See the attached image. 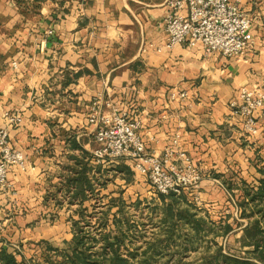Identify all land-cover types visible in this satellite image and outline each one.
<instances>
[{"label":"crops","instance_id":"obj_1","mask_svg":"<svg viewBox=\"0 0 264 264\" xmlns=\"http://www.w3.org/2000/svg\"><path fill=\"white\" fill-rule=\"evenodd\" d=\"M240 5L251 19V41L240 55L226 56L186 41L167 46L168 0H0V126L25 157L24 167L10 165V185L0 188V251L27 264L10 244L37 239L47 252L61 238L69 246L75 233L66 210L79 214L73 206L87 205L97 190L116 196L97 227L131 244L144 263L155 252L192 244L208 222L212 231L233 224L237 201L264 179V109L259 133L250 136L229 106L241 88L264 90V0ZM96 99H112L139 120L147 150L163 155L173 148L177 164L183 152L201 169L197 215L194 192L181 199L160 194L130 161L95 159L96 126L88 115ZM7 113L22 120L10 124ZM149 188L157 198L146 205L158 206L161 219L149 227L156 237L163 231V244L155 239L147 256L137 241H146L150 222L125 205Z\"/></svg>","mask_w":264,"mask_h":264},{"label":"built area","instance_id":"obj_2","mask_svg":"<svg viewBox=\"0 0 264 264\" xmlns=\"http://www.w3.org/2000/svg\"><path fill=\"white\" fill-rule=\"evenodd\" d=\"M168 5L171 10L164 19L167 46L173 47L186 41L190 46L201 45L209 54L220 51L226 56L240 55L249 46L252 24L240 0H168ZM186 94L181 92L183 96ZM229 106L234 114L242 117L245 131L250 136H256L259 133L257 115L264 109V90L241 88L231 98ZM6 117L10 124L22 120L19 114L7 113ZM88 120L96 126L98 145L94 156L98 162L126 159L137 173L149 179L157 193L194 192L192 196L200 202L199 193L195 190L201 184V169L193 165L183 152L179 156L184 163L177 164L173 160V148H167L163 155L147 150L140 132V121L132 119L128 111L114 108L112 99L102 103L99 99L94 100ZM177 142L178 136L174 139V143ZM0 150V188H6L10 185V165L24 167L25 157L10 145L8 130L2 126Z\"/></svg>","mask_w":264,"mask_h":264},{"label":"rangeland","instance_id":"obj_3","mask_svg":"<svg viewBox=\"0 0 264 264\" xmlns=\"http://www.w3.org/2000/svg\"><path fill=\"white\" fill-rule=\"evenodd\" d=\"M132 172L137 175V172L132 168ZM100 189V187L98 188ZM101 191V190H100ZM97 190V196L89 197V201H87V205L84 204H76L73 207L75 209L83 210V212L86 215H82L81 213H76L74 212L73 208H71V211L66 210L65 215L67 218L69 217V222L68 225L73 224V229L74 233L76 232L75 230V225L74 222L75 220L80 219V224H84L83 227L86 228V230H89V233L91 234L92 237H95L97 241L93 243V246L91 248V252L94 255V257L101 256L104 251L108 253V255H113L114 250L109 247L107 250H104V245L107 242V232L105 230H101V227L98 226V222H105L109 211L111 210V206L114 203V197L116 196H101ZM144 196H134L132 200H130L131 205H125V209L127 210L128 213H136L137 218L139 221L143 222H150L147 223V236H146V241L145 238L144 240L142 239L141 241H137V244L143 245L140 249V252L143 251V248H147V256L151 255L153 252L152 248V242L157 240L158 246H162L163 242L161 241L163 237V231H160L157 234V237L152 234V228L149 227L151 226L152 222L155 223L161 222V219L157 217V214H155L157 207H150L147 206L146 204L149 203V200H152V204H155L153 202V199L150 198V196H153L154 200L157 198V194H155L154 190L152 188L146 189L144 192ZM174 194V193H170ZM181 199V197L184 196V193L181 194H175V197ZM193 197V196H192ZM137 200H142V203L139 204L138 206H134V202ZM192 205L195 208V215L198 214L199 206L196 204L197 203V198L193 197L191 199ZM180 202V201H179ZM238 202V201H237ZM133 203V204H132ZM183 201L180 202L182 204ZM239 203V202H238ZM257 201L255 202H249L248 207L252 209H258V208H264V200L260 201V203L257 205ZM159 202L157 203V205ZM114 207H117L115 205ZM91 208V209H90ZM90 209V210H89ZM244 207L238 205L236 206V211L233 213V224L228 225L226 224L225 228L220 229L219 231L217 229L209 230L211 223H207V228L203 229L202 231H197L199 232V235L195 240L193 241L192 244L186 245L183 244L181 246H175L173 249L170 250H162L160 254H157V252L154 253L153 258L149 259L151 261H146L144 263V260L142 256L140 258H136L137 252H134L132 250V245L130 244L129 247L125 244H122V239L118 238L116 233H111L108 234V237L110 238L111 241L120 240L119 244V249H118V254L122 256V258H125L127 260V264H232L227 263L225 260L224 255L226 256H231L232 258H239V259H250L253 262H258L260 264L261 261H259L257 258H255V254L253 252H249L250 250L253 249L254 245H245L242 240V237L245 233V228L247 225L253 224V221L255 218L260 220V225L264 228V215L260 212H255L253 215H246L244 214L243 211ZM86 210V211H85ZM88 210L90 212H88ZM90 215H88V214ZM111 213V212H110ZM57 212H53V217H55ZM78 218V219H76ZM196 218H200V220H205V217L203 215H199ZM55 219V218H53ZM152 222H151V220ZM163 221V220H162ZM70 227L66 228L67 229ZM98 228V229H96ZM195 228V227H194ZM159 230L158 228L155 229ZM205 230V231H204ZM209 233L207 237L206 234ZM156 239V240H155ZM180 237H177V242L180 243ZM40 241V240H39ZM204 241H207L205 243ZM210 241V242H208ZM37 239L34 240H27L24 243V246L20 241H16L13 244H10L11 248H13V251L16 254L21 255H26L27 257L24 258L23 260L27 264H61L63 261V255L62 251H65L69 249V246L63 244V241L61 238H56L51 241V243L54 245L52 248H50L49 251L46 252L44 248L47 247L46 242H38ZM92 242V241H91ZM148 242V243H147ZM151 242V243H150ZM184 242V241H183ZM150 243V244H149ZM160 243V244H159ZM117 245H115L116 247ZM191 246L192 248L189 249ZM50 247V246H49ZM188 247V248H186ZM131 248V249H130ZM163 248V247H162ZM176 248V249H174ZM132 251V254H136L135 256L132 255L130 252ZM143 260V261H141Z\"/></svg>","mask_w":264,"mask_h":264},{"label":"trees","instance_id":"obj_4","mask_svg":"<svg viewBox=\"0 0 264 264\" xmlns=\"http://www.w3.org/2000/svg\"><path fill=\"white\" fill-rule=\"evenodd\" d=\"M245 194L247 196L244 195V198L238 201V204L244 207V214L250 216L255 212H260L264 215V208L252 209L248 207L249 202L257 201L258 205L260 201L264 200V179L261 180L260 185L256 189H247ZM80 213L86 215L82 210ZM74 225L76 230L75 236L69 245V249L62 251L63 261L61 264H127V260L118 254L120 240L116 239L115 241H111L107 235V242L104 245V250L111 247L114 250V254L109 256L108 253L104 251L101 256L94 257L91 248L97 239L92 237L89 230L83 227L84 224H80V219L75 220ZM242 240L245 245H254L253 249L249 252H253L256 255L255 258L264 264V228L260 225V220L258 218H255L253 224L247 225ZM115 245L117 246L115 247ZM224 257L227 263L231 261L232 264H260L245 258H232L227 255H224ZM0 260L2 264H19L15 254L9 252L6 248H2L0 251Z\"/></svg>","mask_w":264,"mask_h":264}]
</instances>
